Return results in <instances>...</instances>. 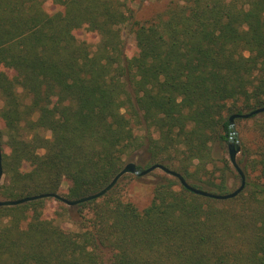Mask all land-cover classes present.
Masks as SVG:
<instances>
[{
    "label": "trees",
    "instance_id": "16d2710c",
    "mask_svg": "<svg viewBox=\"0 0 264 264\" xmlns=\"http://www.w3.org/2000/svg\"><path fill=\"white\" fill-rule=\"evenodd\" d=\"M262 106L264 0H169L144 20L126 0H0V199L81 198L135 160L231 192L230 116ZM242 120L238 196L164 172L144 209L117 185L0 206V264H264V112Z\"/></svg>",
    "mask_w": 264,
    "mask_h": 264
},
{
    "label": "water",
    "instance_id": "95a60500",
    "mask_svg": "<svg viewBox=\"0 0 264 264\" xmlns=\"http://www.w3.org/2000/svg\"><path fill=\"white\" fill-rule=\"evenodd\" d=\"M264 112V106L256 108L252 111H246V112H242V113H234L230 116V135L228 138V148H229V156H230V160L231 163L233 164V166L238 170V172L241 174L242 176V182L240 184V186L238 188H236L235 190L228 192V193H218V192H213V191H209L206 189H202L199 187H195L194 185H192L191 182H189L182 173L178 172L177 170L168 168L167 166H165L162 163H156L151 165L148 168H140L138 167V163L136 161H130L128 162L124 168L111 180V182L109 184H107L104 188H102L101 190L86 195L84 197L81 198H77V199H69L57 192H43V193H39V194H34V195H30V196H25L22 198H18V199H0V206H15V205H20L29 201H33V200H38L41 198H49V197H54L57 198L59 200H62L64 203H66L69 206H76L80 203L86 202V201H90V200H94V199H98L102 196H104L107 192H109L110 190H112L117 183L119 182V180L121 179V177L127 173H132V174H136L139 177L145 176L149 173H151L152 171L156 170V169H161L164 172L177 177L181 183L188 188L189 190H191L192 192L205 196V197H211V198H215V199H219V200H226V199H230V198H234L236 196H238L246 187V175L244 173V170L242 169V167L239 165L238 163V154L241 152V145H240V140H239V135H238V130H237V123H236V119L237 118H251L255 115L261 114ZM4 175V167H3V154H2V143L0 140V181L3 178Z\"/></svg>",
    "mask_w": 264,
    "mask_h": 264
},
{
    "label": "rangeland",
    "instance_id": "374dc122",
    "mask_svg": "<svg viewBox=\"0 0 264 264\" xmlns=\"http://www.w3.org/2000/svg\"><path fill=\"white\" fill-rule=\"evenodd\" d=\"M128 6H130L135 12L139 19H149L154 14L165 11L169 0H126ZM78 36L82 39H88L89 42L92 44L93 48L95 49L97 43L99 42V36L96 34H90L87 32H79ZM126 40L128 42L129 48L132 53H135L137 50L136 47V39L133 32L129 29H126L125 34ZM245 119V118H244ZM247 121L242 120L237 123V130L242 150V141L244 137L247 136L246 133V126ZM248 124H250L248 122ZM226 152L227 157L230 159L229 156V148L228 144L226 145ZM241 157V152L238 154V159ZM136 161V160H135ZM138 162V161H136ZM164 174V171L161 169H156L151 173L139 177L136 174L127 173V175H123L119 182L117 183V191L125 200L133 202L136 206L140 209H144L147 207L152 198H153V181L156 179L157 175ZM68 183L65 182L63 187L67 188ZM239 187V184L232 188V191ZM49 208L48 210L54 212L57 210L56 201L49 200L48 201ZM62 225L65 227H69L67 221L63 220ZM72 227V226H71Z\"/></svg>",
    "mask_w": 264,
    "mask_h": 264
}]
</instances>
